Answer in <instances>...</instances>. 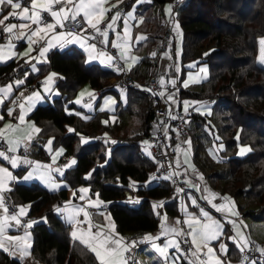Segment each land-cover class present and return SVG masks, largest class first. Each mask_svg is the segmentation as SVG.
Listing matches in <instances>:
<instances>
[{
	"label": "trees",
	"instance_id": "1",
	"mask_svg": "<svg viewBox=\"0 0 264 264\" xmlns=\"http://www.w3.org/2000/svg\"><path fill=\"white\" fill-rule=\"evenodd\" d=\"M169 1L172 0H146L143 6V25L149 34L150 47L161 40V17L157 7ZM179 4L173 9L172 22L179 25L178 29L175 27L181 39L178 51L174 50V41L170 45V54L176 59L178 70L171 63L167 67L178 81L172 103L177 105L183 100L194 104L211 103L210 111L204 113L193 110L194 104L190 107L187 122L194 121L198 129L200 127V131H192L188 126L192 158L211 187L233 198L242 215L262 221L264 66L257 62V51L260 38H264V0H185ZM68 49L50 50L47 61L38 71L40 75L43 71L54 70L60 75L55 83L59 95L51 102L35 106L28 115L41 129L35 133L31 149L28 145L29 152L43 154L41 143L52 136L55 143L63 144L65 156L75 157L74 165L62 176L69 187L87 185L91 194H99V200L111 202L109 211L119 233L152 232L157 227L158 218L151 200L169 198L163 206H167L170 213L175 212V201L169 197L172 187L168 180L159 177L155 184L146 186L152 181H147V175L155 169L157 162L151 151L149 158L139 148L158 97L135 88H123L126 100L116 111L117 115L134 114L141 119V126L131 133L122 132L118 123L101 122L102 118L108 119L105 113L96 111L85 121L72 112H65L66 107L73 105L70 100L83 83L102 93L111 89L108 86L110 70L95 63L85 64L82 52ZM175 51L180 53L179 56ZM154 57H143L150 71L156 64ZM190 63H195V67L204 64L206 78L191 87H183L180 78ZM22 69V62L11 60L0 65V78L14 80L15 74L22 76ZM149 70L140 79L134 71L130 72L139 81L149 75ZM39 75L34 79L24 77L19 86L36 81ZM68 127L73 131H67ZM80 132L88 136L108 132L122 136L125 142L109 141L102 145L101 141L92 139L79 144ZM205 139L211 143L214 153L207 151ZM239 145H247L250 151L239 154ZM89 173L91 176L86 179ZM131 180L135 182L134 187L130 186ZM10 189L6 195L17 204L28 203V214L37 219L43 217V221L35 220L29 228L32 234L30 254L34 261L41 264H98L94 256L72 239L70 225L54 211L56 200L66 199V187L49 191L34 181L29 184L14 182ZM126 192L131 194L128 200ZM114 200L117 202H112ZM0 264L21 263L0 249Z\"/></svg>",
	"mask_w": 264,
	"mask_h": 264
},
{
	"label": "crops",
	"instance_id": "2",
	"mask_svg": "<svg viewBox=\"0 0 264 264\" xmlns=\"http://www.w3.org/2000/svg\"><path fill=\"white\" fill-rule=\"evenodd\" d=\"M129 1L130 0H123V3L118 5V9H113L110 13L107 14V17L105 19L106 22L110 20L111 16L114 15L117 10L121 12L122 18L126 16V13L128 11L130 10L133 11L135 18L128 19L129 32L127 35H125L123 32V28H124L123 19L117 20L115 22V24L113 25L115 29L114 31L113 30L107 31L108 32L107 42H104L105 37L102 36L103 43L96 45L95 49H92L89 46H87L84 42V39L78 40L71 44H65L63 47H61L60 45L61 43H63V38L56 37L55 33H49L48 36H46L43 40H40L42 44L32 45V48L35 50L31 51L29 53V56L34 57V59H29V56L19 55L29 50V41L27 40L26 37L23 39H19L15 42L0 39V45H4V47H0V65H4L5 63H8L11 60L20 61V63L22 62V66H23V69L21 70L22 76H19V75L18 76H19V80L23 81L24 77H29L30 79H34L35 75H39L38 71L39 69H41V67H43L42 65L47 61L48 52L52 49L57 48L61 50V49L69 48L68 50L76 49L82 52L84 55L85 64L95 63L99 65L101 68L111 71V75L108 79V86H110L111 89L108 90L107 92L102 93L100 92L99 89H93L88 83H83L76 90L74 96L70 100V102H72L73 105L66 107L65 112L67 113L72 112L77 117L85 121L90 119L95 114L96 111L100 113H105L107 114L108 119L102 118L101 122L102 121L105 123L108 122L110 124L118 123L120 124L119 126L121 127L120 129L122 132L131 133L134 130H137L138 127L141 126V119L135 117L136 115L134 114L127 115L126 117H120L117 115L116 111L121 106H123L126 100V95H125V90H123V88L118 87L115 83V78H116V73H115V68H114L115 58L121 59L124 65L131 72L134 71L135 75H138L136 76L137 79L143 78L146 75L147 71L149 70V68L146 67L145 65V61L143 60V57L146 55L153 57L152 53H156L154 49L158 43L154 46H151V47L149 46L151 43L150 41H147L149 34L147 30L144 28V25H143L144 22L140 21V17L143 16L142 9L146 3V0H142V2L139 5H137L134 9L132 8V5L135 4V0H131V2ZM22 2L25 5L30 4V0H22ZM115 3H116V0H109V3L105 6L110 7L111 4H115ZM168 6H171L170 14L166 13V9L168 8ZM157 8L160 10L161 26H163V24H168V23L173 22V19H174L173 11L174 10L172 8L171 1L160 4ZM9 10L10 9L6 8L5 14ZM6 23L19 24L21 23V21L13 18L10 21H6ZM174 25L173 26L175 29L177 24L175 23ZM32 27L35 28L36 26L33 25ZM176 29L178 28L176 27ZM176 29H175V33H174L172 41H174L175 43L174 48L176 49L174 50L178 51V48L180 45L179 43L181 39H180V32L177 31ZM16 30L18 33L21 31L19 28H17ZM25 31L27 32V30ZM118 35L122 39L126 40L127 44L124 47L115 48L116 53L115 55H113L108 52V50L106 49V46H112L111 41H117V43L119 44L120 40H118ZM137 36L142 37V39H140L139 42H137L136 40ZM175 36H177L176 38L179 37V41L178 40L175 41ZM33 39H37V38L34 37ZM49 42H51V46H49ZM9 43L14 44L15 48L8 47L7 45ZM42 46L45 48H48V51L44 54V56H40L39 51H38L39 48ZM176 51L175 53H177ZM122 52L126 53V57L121 56ZM13 53H17V55H13ZM100 53H104V55H101ZM109 56L112 57L111 60L108 59ZM167 56H170L173 59V63H171L170 65L178 70L176 59H174V56L172 55V53L171 54L169 53L168 55H165V54L159 55L156 53L155 55L156 58L154 57V61L156 62L155 67L158 66L162 69H167L168 67L167 66ZM132 57H135L136 59L133 60ZM33 65L35 66L37 70L33 71ZM52 73H55L57 75L52 77L51 81H46V78L49 77ZM59 76L60 75L54 70H46V71H43L42 74H40L37 77V80L41 81V85L39 87H36L37 89L34 92L40 94L39 99H36L32 95H26L30 92V89H24L23 86L20 87L19 86L20 84L16 83V81L18 80L16 79L9 80L8 78L6 79L5 77H3L2 79L0 78V88H6L8 85H11L10 91L0 92V99H3L4 101V103L0 104V116L3 117V119L0 120V128H4L5 124L13 125V128L11 130H5L4 136L1 138L5 142L12 141L13 142L12 146L15 147V150L19 147V145L22 142L25 141L26 142L25 144H27L28 151L24 155L20 156V159L21 161H23L26 158L28 161L33 162L31 165L27 163H20L17 168L13 169L7 161L0 159V166L7 167L9 171L12 172L13 176L16 177L15 180L7 181V186L9 189L11 188V185L14 182L29 184L31 182L36 181L41 186L45 187L47 190L54 191V190H51V184L45 183V179L50 177L51 182L57 185L55 190L66 187V199L64 201H61L58 199L56 200L54 204L55 206L54 211L56 213H59L60 216L69 224L67 220V214L71 212L75 215L76 220L83 221L85 219L83 213H77V210L80 207H85L89 213V220L91 223L97 224V225H105L104 231H112L116 238L122 237L123 242L125 244H128L130 246L131 244L136 245L135 255H136L137 260L140 262V264H173V260L171 258L172 254H175V264H191L192 260L194 259L190 254L183 255L180 253H175L174 248H169L168 249L169 258L165 260L164 256H161L155 249L152 248L153 243H155L158 247H163L165 241L175 240L181 243V240H182L183 235L177 236L175 235V233H172V232L165 233L167 234V237L165 238L159 236V234L162 231V228H161L162 217L167 218L166 220L163 221L164 225H166L167 227H175L181 230L182 232H187L189 230L188 225L185 224L184 221L186 220L191 221L193 217H196L200 221L199 224H195V223L193 224V227H196L197 229H202V226L205 223L209 224L210 226H214L212 225V221H215L220 226V232L222 234L219 236V238L217 240L208 241V247L213 248L214 251L212 253H208V248L206 247L203 248V254H204L203 259L205 260L206 264H216L217 256H221L225 264H239L240 251L237 248L236 243L233 240L228 239L229 236L236 237V239L240 240L241 242H244V240L246 239L247 243L248 241H250V239H255L260 244V241L257 237V233H258L257 227H255L254 225L252 227V224H247V223L245 225V222L243 221L245 216L242 215L241 212L236 209L233 198H231L230 196L226 194H222L216 189L212 188L209 182L207 181V179L202 174V172L197 168L192 158L191 143H190L191 149L188 151V153H186L187 156H190L189 157L190 162L186 161L187 158L182 159V154H183L182 152H184V150L188 147L189 144H187L186 148L180 150L174 156L176 171L179 174H181L184 180L187 182L188 190L185 192L184 191L178 192L177 189L179 188L172 185L171 182L168 180L172 187V192L170 193L169 197L170 199H173L175 201L174 203L175 212L170 213V211L167 210V206L165 207L163 206L164 202L166 203V201L169 198L168 199L167 198L166 199L165 198L153 199L151 200L152 205L153 206L158 205V207L154 208L155 211H157V218H158L156 229L152 232L145 231L137 235H132L130 232H125L124 234L119 233L115 229V223L109 211V206L111 202L109 201L103 202V203H108L107 207H103L102 206L103 203L99 204L97 207L88 206V200L96 201L97 199H99L97 198L96 193L91 194L89 191L87 193H81L77 190L82 187L89 189V187L84 184H80L75 187H69L67 182L62 178L63 175H61L60 173L61 172L64 173V171L67 168L72 167L74 163H72V165H70L69 167H62L63 165L61 163H66L68 162L69 159L72 160L71 158H73L75 161L74 156L70 157V156L64 155L63 144L55 143L53 137L48 136L41 143V147L44 151L43 154L36 155L34 152H31V151L29 152L28 145L31 149V141L35 137V132L32 129V125L34 124L33 119L29 117L28 115L31 113V111L33 110L35 106L48 102L46 101L48 97L50 95H53L56 92L57 87L55 83ZM80 88H83L84 96L82 97L78 96V92ZM37 91H40V92H37ZM104 94H111V96L115 97L116 100H115L114 107L106 108L100 105L101 97ZM14 95L16 96V100H15V105L12 108L13 115L10 116L8 112L5 111L4 104L5 102L8 104L10 101L9 98ZM56 95L57 96L59 95L58 90H57ZM21 96H23L22 99H21ZM29 97H31V100L28 99ZM78 99L80 100V103H76ZM49 102H51V100ZM185 102L189 103V107L187 108H190L192 104H194L193 102H190L188 100H183L182 102H180V104L177 103V106L182 107L181 103H185ZM20 104H23L25 106L24 107V111H25V122L24 123H19V121L14 118L18 116V114L21 111L19 107ZM3 105L4 107H2ZM86 105L88 106L86 107ZM196 107L197 105L194 104L192 109L199 111V109H197ZM29 108L31 109L30 111H29ZM199 112L204 113L207 111L203 110ZM69 129H72V128L68 127L67 131H69ZM30 133H31L32 139L29 142L26 138L28 137ZM80 134H81V138L79 139V144L88 143L90 140L92 141V139H96L95 136L97 135H101L108 139L105 142L101 141L100 143L102 145H106L109 141H112L113 138H121L123 141L122 143L125 142L122 136H113L112 134L108 132H100V133L97 132L93 136H88L86 134H82L81 132ZM50 139L52 140L51 145L48 144V141ZM8 146L9 145L7 144V147ZM139 148L143 154H145L149 158L151 157L150 147H149L148 141L145 136L141 138ZM49 149H51V151ZM108 149L109 148L107 147V150ZM60 150H62V153ZM105 150L106 149L103 150V153H105L106 158H108V152H106ZM57 153H60V154H57ZM54 155L56 157L55 162H53ZM186 162H187V165L185 166V168H183ZM44 165L50 166V169H59L60 171L59 172L50 171L49 168L41 167ZM29 172L33 173V178L30 180L35 179L30 182H28L29 180L25 181L23 179V177L28 175ZM41 175H43L45 179H39L38 177H40ZM153 177L154 175L152 174V172H150L147 175V181H150V180L152 181L148 182L146 186H151L159 180V178L153 179ZM200 177H202V179ZM131 182H134V181L131 180ZM194 185H198L199 187H195ZM74 192H75V195H73ZM6 193L7 191H4L3 193H0V195L4 196L6 195ZM81 195L85 196L84 200L79 199ZM224 197H228V199L225 200ZM126 198L127 200L131 198V194L129 192H126ZM192 200H196L197 204L193 205ZM112 202H117V201L114 200ZM20 206H25V211L28 212L29 210L28 203L21 204ZM217 207H219V210H217ZM58 208L61 211L58 212L57 211ZM200 208H203L205 211L208 212L209 214L208 218H205L202 215H199L197 213ZM172 209H173V205H172ZM234 213H238V215H234ZM3 214H4L3 210L0 209V216H3ZM106 217H109L110 220L106 219ZM35 220L43 221V217H39L38 219L34 217L33 220H31L30 222H34ZM177 221H180V223H177ZM261 222H264V220H262ZM11 223L14 224V222H11ZM112 225H114V229L112 228ZM261 226L264 231V223H261ZM77 228L87 230L89 228V224L85 222V223L77 225ZM72 230L73 229L70 226V233L72 232ZM91 231L95 232L96 229L92 228ZM27 232L29 233V236L27 238V243H30L32 245V234H31L30 229H27ZM24 234H25V230L23 228L12 227L7 230V235H18V236L23 237ZM77 235H80L79 231H77ZM148 235L155 236V237L158 236L159 239H156L153 241L145 240L144 237ZM188 238L191 244L192 237L188 236ZM5 243L8 244V247H9V251H6V252L10 253V251L12 250L11 245L7 241H5ZM23 243L24 242L22 241L21 244ZM200 243H201L200 239L197 238V244H200ZM221 243H224L227 245V255L226 256L222 255L223 250L220 249ZM260 247H261V244H260ZM30 250L31 248L29 249V251ZM10 256L15 258L13 255H10ZM25 264H41V263L34 261L30 254V257L27 259Z\"/></svg>",
	"mask_w": 264,
	"mask_h": 264
},
{
	"label": "snow or ice",
	"instance_id": "3",
	"mask_svg": "<svg viewBox=\"0 0 264 264\" xmlns=\"http://www.w3.org/2000/svg\"><path fill=\"white\" fill-rule=\"evenodd\" d=\"M142 2V0H135V4L132 5V8L134 9L137 5H139ZM109 3V0H30V4L25 5L22 0H0V32H3L4 34H7V37L10 38L14 34V30L19 28L21 31L17 34V39H23L27 38L29 41V50L25 53L19 54L21 56H29V53L31 51H34L35 49L32 48V45L37 44L40 40H43L46 36H48L49 33H55L56 37L63 38V43H61V47H63L65 44H71L78 40H82L83 37L80 35V33L86 32L88 29L85 28V24L88 25L89 28L93 29L95 32L99 33L100 35L105 37V41L107 42L108 39V32L104 31L101 27H98L101 25L106 17L107 14L110 13L113 9H118V5L123 3V0H116L115 4H111L110 7H106ZM10 9L5 14V9ZM166 13H171V6H168L166 9ZM47 14V15H45ZM51 17V22L48 20L47 17ZM16 18L21 21L19 24L15 23H6V21H10L11 19ZM132 18L134 19V12L128 11L126 13L125 17H121V12L117 10L114 15L111 16L110 20L107 21L106 27L109 30H115L113 25L117 20L123 19L124 21V28L123 32L125 35L129 32V24L128 19ZM140 21H143V17H140ZM35 25L36 27L33 28L32 26ZM176 27L178 28L179 25L177 24ZM57 28L61 29V31L57 32ZM27 30V32L25 31ZM36 37L37 39H33ZM95 38V37H91ZM142 39L141 36H137L136 40L139 42V40ZM118 40H120V43L118 44L117 41H111V45L114 48L117 47H124L127 44V41L122 39L118 35ZM259 44L261 46H264V38H261L259 40ZM8 47L15 48L14 44L9 43L7 45ZM49 46H51V42H49ZM0 47H4V45H0ZM90 48L95 49L96 45L92 44L89 45ZM39 54L40 56H44V54L48 51V48L40 47L39 48ZM130 51V49H129ZM262 56L259 58L260 63H264V47L261 48ZM101 55H104V53H100ZM179 52L176 53V56H179ZM13 55H17V53H13ZM153 56L156 55V53H152ZM167 55V53H165ZM207 55V53H205ZM122 57H126V53H121ZM29 59H34V57L29 56ZM109 60L112 59L111 56L108 57ZM133 60H135V57H132ZM6 62V61H5ZM27 62V61H25ZM194 64L188 65L189 68L195 67ZM37 70L35 66L33 65V71ZM120 71H124L123 68L119 69ZM200 72L206 73V68H201ZM57 74L52 73L49 77L46 78V81H51L52 77L56 76ZM17 84H22L23 81L18 80L16 81ZM161 85H163L164 81L161 79L160 81ZM174 84L175 82L172 81ZM185 86L187 84L185 83ZM11 90V85H8L6 88H0V92H7ZM23 95V94H22ZM83 95V93L81 94ZM91 95V94H90ZM159 95H164L163 92L159 93ZM33 97L36 99L40 98L39 93H33ZM174 94H169L168 99H172ZM95 98V97H93ZM31 100V97L28 98ZM4 103L3 99H0V104ZM76 103H80V100L78 99ZM88 105H86L87 107ZM21 111L18 114V116L14 117L16 120L19 121V123L25 122V111H24V105H19ZM188 102H185V110H187ZM31 109L29 108V111ZM8 114L10 116L13 115V111L11 108L8 110ZM172 119H176L175 116L171 117ZM3 117L0 116V120H2ZM186 122V121H185ZM13 128V125L11 124H5L4 128H0V137L4 136L5 130H11ZM32 129L35 133H39L41 129L36 127L34 124L32 125ZM69 131H73V129H69ZM165 135H167V129H165ZM29 142L31 141V133L26 138ZM83 139V138H82ZM86 142V141H85ZM6 143L9 145L6 148H0V159L7 161L13 169L17 168L20 163H27L32 164L33 162L28 161L26 158L21 161L20 157L15 155H9V153H12L15 151V147L12 146V141H6ZM18 143V142H17ZM115 143V142H113ZM147 143V142H145ZM185 143H188L190 145L191 141H185ZM48 144H52V140L50 139L48 141ZM178 149V146H177ZM51 151V149H49ZM62 153V150H60ZM246 151H250V149L241 148V155H243ZM60 154V153H57ZM55 155L53 156V162H55ZM71 163H75V161H72ZM70 165H66L65 167H69ZM179 166V165H177ZM41 167L49 168L50 166L44 165ZM194 170V169H193ZM50 171H57L59 172V169H50ZM63 175V172L60 173ZM178 175V173H169L165 176H163V179L168 180L172 178V175ZM91 176V173H89L88 176L85 178H89ZM33 178V173L29 172L28 175L24 176L23 179L25 181L30 180ZM39 179H45L43 175L38 177ZM157 177H153V179H156ZM202 179V177H200ZM16 177L13 176L12 172L9 171L7 167L0 166V193H3L4 191H10L11 189L7 186V181L15 180ZM45 183L51 184V190H55L57 185L55 183L51 182V178L48 177L45 179ZM135 182H132L130 186L134 187ZM195 187H199L198 185H194ZM77 191L81 193H87L89 191L88 188H80ZM178 192L183 191V189H177ZM75 195V192L73 193ZM97 198L99 194H96ZM6 197L3 195H0V209L3 210V216H0V249H3L5 251H9L8 244L5 243V241L9 242L11 245V251L10 255H13L16 259L21 261V264H25L27 259L30 257V251L31 244L27 243V238L29 236V233L27 232V229L31 228L33 226V223L35 222H26L22 221L20 219L21 216L26 215L25 206H19L18 211H14L12 208H9L5 205ZM80 200H84L85 196L81 195L79 197ZM225 200L228 199V197H224ZM139 202V201H135ZM70 203V202H69ZM103 203L102 201H99L97 199L96 201L88 200V206L91 207H97L99 204ZM192 204L196 205V200H192ZM16 206H13L15 208ZM154 208L158 207V205H154ZM217 210H219V207H217ZM57 211H61L59 208ZM66 211V210H65ZM77 213H83L85 219L83 221L76 220L75 215L71 212L67 214V220L72 227V232L70 233L72 239L74 241H78L80 245L83 246L84 249L87 250V253L94 256L95 260L98 262V264H129V261L132 260V264H140L139 261L134 260V258L131 256L132 248L133 246H130L128 244H125L123 242V238H116L112 231H104L105 225H97L93 224L89 220V213L86 210L85 207H80L77 210ZM200 215H202L205 218H208L209 214L207 211H205L203 208H200ZM234 215H238V213H234ZM46 219V218H45ZM106 219H109V217H106ZM166 217H162V231L161 235H164L167 232L175 233V235H187L191 236V244L186 253H183L180 248V243L175 240H169L165 241L163 247H158L155 243L152 244V248L155 249L161 256L165 257V260L169 258L168 249L174 248L175 253H180L183 255L190 254L194 259L192 260L191 264H206L205 260L203 259V248H208V253H212L214 251L213 248L208 247V241L210 240H217L219 236L222 234L220 232V226L215 222L212 221V225L205 223L202 226V229H197L196 227H193V224H199L200 221L193 217L191 221H184L185 224L188 225L189 230L187 232H182L181 230L175 228V227H167L164 225L163 221L166 220ZM11 222H14L11 223ZM87 222L89 224V228L87 230L85 229H78L77 225ZM177 223H180V221H177ZM12 227H18L23 228L25 230V234L23 237L18 235H7V230ZM95 228L96 231L92 232L91 229ZM112 228L114 229V225H112ZM77 231L80 232V235H77ZM197 238L200 239L201 243L197 244ZM145 240L153 241L156 239H159V237H154L151 235L145 236ZM228 239L233 240L239 251L242 253L245 252L247 248V241L246 239L242 243L240 240H237L236 237L229 236ZM24 242L21 244V242ZM187 243V241H185ZM220 249L223 250L222 255H227V245L224 243L220 244ZM261 253V256H264V248L257 249ZM127 254V255H126ZM172 260L173 264H175V254H172ZM244 260H248L249 258L247 256L243 257ZM216 264H225V262L222 260L221 256H217ZM250 264H256L255 260H251Z\"/></svg>",
	"mask_w": 264,
	"mask_h": 264
},
{
	"label": "built area",
	"instance_id": "4",
	"mask_svg": "<svg viewBox=\"0 0 264 264\" xmlns=\"http://www.w3.org/2000/svg\"><path fill=\"white\" fill-rule=\"evenodd\" d=\"M180 0H172L171 5L172 8L179 3ZM47 15V14H45ZM51 22V17H47ZM16 19V18H15ZM107 22L104 21L98 27H101L104 31H109L106 27ZM86 32L80 33L83 37L84 42L87 46L95 44H102V35L95 32L93 29L89 28L87 24L84 25ZM61 29L57 28L56 31ZM161 40L155 46V52L159 55H167L170 53V45L175 33V29L172 23L163 24L161 28ZM17 30H14V34L8 38L7 34L0 32V39L8 40L11 42L17 41ZM91 37H95L94 39ZM42 44L40 41L37 45ZM106 49L110 54L115 55V48L112 46H106ZM173 63V59L170 56H167V66ZM116 78L115 83L120 88H135L145 94H151L152 96L158 97V103L153 107V116L149 123L148 131L145 135L150 151L152 153L153 158L156 160L157 165L155 169L152 171L154 177H163L169 173H178L175 168L174 156L180 150L187 147L188 141L190 138L187 119L190 116L191 110L190 108L178 107L176 104H173L171 100L168 99L169 94H174L175 89L178 87V81L175 77H173L167 69H162L160 67H154L150 74L140 80L137 81L134 76L131 74L130 70L124 65L123 61L119 58H115L114 63ZM123 68L124 71H120L119 69ZM16 80H19V76L17 74L14 75ZM163 79L164 83L161 85L160 81ZM172 81L175 83L173 84ZM41 85L40 80H36L30 83H24V89H34ZM163 92L164 95H159V93ZM16 96H12L9 103L5 105V111L8 112L9 108H13L15 105ZM155 102V101H154ZM175 116L176 119H172L171 117ZM186 121V122H185ZM165 129H167V135H165ZM98 140L105 142L108 140L106 137L101 135L95 136ZM113 142L122 143L121 138H113ZM178 146V149H177ZM6 142L0 137V148H6ZM27 152V146L25 141L22 142L19 147L9 155L22 156ZM172 185L178 187L179 189H183V191L188 190L187 182L184 180L183 176L178 173V175H172L171 179H168ZM7 199L5 201V205L9 208H12L14 211H18L19 204H17L14 199L9 195H4ZM13 206H16L13 208ZM103 207H107L108 203H103ZM200 215V209L197 212ZM34 216L28 214L21 216L20 219L22 221L30 222L33 220ZM160 237H167V234L161 235ZM155 237V236H154ZM187 241V243H185ZM243 243V242H242ZM132 248L131 256L134 260L138 261L135 255V244H131ZM190 247V241L187 235L182 236V240L180 243V248L183 253H186ZM260 244L255 239H250L247 243V248L245 252L239 253V264H250L251 260H255L256 264H264V256H261V253L257 251L260 249ZM3 250V249H2ZM5 251V250H4ZM247 256L249 259L244 260L243 257ZM129 264H132V260L129 261Z\"/></svg>",
	"mask_w": 264,
	"mask_h": 264
},
{
	"label": "rangeland",
	"instance_id": "5",
	"mask_svg": "<svg viewBox=\"0 0 264 264\" xmlns=\"http://www.w3.org/2000/svg\"><path fill=\"white\" fill-rule=\"evenodd\" d=\"M183 1H185V0H180L179 3L181 4V3H183ZM176 11H177V9H176ZM176 37L177 36H175V41L176 40L179 41V37L178 38H176ZM262 47L263 46H261L259 44L258 51H257V62L258 63H260L259 62V58L262 56V52H261V48ZM190 64H188V65H190ZM260 64L264 66V63H260ZM188 65H187V67H188ZM201 68H206V66L204 64H201L198 67H192V68H189L188 67V69L184 71L182 78H180V85L183 86V87H186L185 86V83H186L187 86L191 87L192 85L200 82L203 78H205V73L200 72V69ZM36 89L37 88H35L33 90H30V92L28 94H26V95H32V93H34V91ZM37 92H40V91H37ZM45 92H47V91H45ZM56 93H57V90H56V92L53 95H50L46 101H50V100L52 101V98L54 96H57ZM82 93H83V88H80L79 89V92H78V96H81V97L84 96V95H81ZM22 97L23 96H21V99H22ZM115 100H116L115 97L111 96V94H104L101 97V102H100L101 104L100 105L101 106H104L106 108H110V107L112 108L115 105ZM210 104L211 103L209 101L198 102V103H196V105H197L196 108L199 109V111H203V110H206V111L209 110L210 111V108H211ZM181 105H182L183 108H185V103H181ZM188 107H189V103H188ZM187 126H189L192 129V131H200V127L198 129V126H196V124H195L194 121L187 122ZM203 141L205 142V145L208 147L207 148V151H209L211 154L214 153L213 152L214 151V148L210 145L211 143L207 139H205ZM26 146H27V144H26ZM218 147L219 148L221 147V144L220 143L218 144ZM242 147L247 148V149L249 148L247 145H239L238 146V151H237L239 154L241 153V148ZM190 149H191V145H188V147L184 150V152H182L183 153L182 154V159H186L187 158L186 161H188V162H190V158H189L190 156H187L186 153H188V151ZM71 159L72 160L69 159L68 162H66V163H61L63 165V166L62 165L61 166L62 167H65L66 165H72L71 162L74 161V159L73 158H71ZM186 165H187V162H186V164L184 165L183 168H185ZM56 166H58V165H56ZM30 169H32V168H30ZM33 180H35V179H33ZM33 180H29L28 182L33 181ZM243 221L245 222V225L247 223V224H252V227H253V225L255 227H257V229H258L257 230V232H258L257 233V237H258V239L260 241L261 247L264 248V231H263L262 226H261V223H264V222H261L260 220H258V221L253 220V219H251V217H248V216H245L244 219H243Z\"/></svg>",
	"mask_w": 264,
	"mask_h": 264
}]
</instances>
